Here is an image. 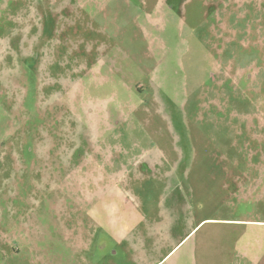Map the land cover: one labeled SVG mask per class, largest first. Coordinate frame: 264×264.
Wrapping results in <instances>:
<instances>
[{"label": "rangeland", "instance_id": "374dc122", "mask_svg": "<svg viewBox=\"0 0 264 264\" xmlns=\"http://www.w3.org/2000/svg\"><path fill=\"white\" fill-rule=\"evenodd\" d=\"M197 216L264 220V0H0V264H192Z\"/></svg>", "mask_w": 264, "mask_h": 264}, {"label": "crops", "instance_id": "0c3cea01", "mask_svg": "<svg viewBox=\"0 0 264 264\" xmlns=\"http://www.w3.org/2000/svg\"><path fill=\"white\" fill-rule=\"evenodd\" d=\"M156 6L159 4L157 3ZM195 219L198 220L197 226H193L191 232L183 236L179 242V244L184 242L199 227L192 235V237L197 236L190 249L194 262L192 264H264V220L211 216H197ZM206 220L211 222H206L200 227ZM220 221L224 224L223 229L207 227L202 230L206 224H217ZM246 225L251 227L242 230L241 228Z\"/></svg>", "mask_w": 264, "mask_h": 264}]
</instances>
